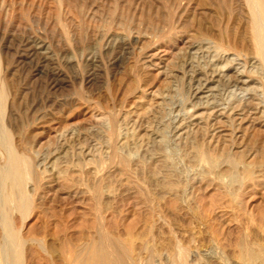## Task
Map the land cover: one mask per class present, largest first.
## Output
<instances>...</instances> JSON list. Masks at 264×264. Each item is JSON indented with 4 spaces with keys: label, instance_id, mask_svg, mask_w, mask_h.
I'll return each mask as SVG.
<instances>
[{
    "label": "rangeland",
    "instance_id": "374dc122",
    "mask_svg": "<svg viewBox=\"0 0 264 264\" xmlns=\"http://www.w3.org/2000/svg\"><path fill=\"white\" fill-rule=\"evenodd\" d=\"M256 23L264 0H0V167L24 172L7 205L2 179L0 262L66 264L113 235L132 264H250L244 242L264 264ZM18 43L42 44V72Z\"/></svg>",
    "mask_w": 264,
    "mask_h": 264
},
{
    "label": "bare ground",
    "instance_id": "6f19581e",
    "mask_svg": "<svg viewBox=\"0 0 264 264\" xmlns=\"http://www.w3.org/2000/svg\"><path fill=\"white\" fill-rule=\"evenodd\" d=\"M17 1V0H16ZM25 2V1H22ZM21 2V3H22ZM6 3V2H5ZM19 4V3H18ZM24 4V3H23ZM22 5V4H21ZM24 8V7H23ZM18 9V8H17ZM16 9V10H17ZM21 10V9H20ZM18 11V10H17ZM23 11V10H21ZM2 12V11H1ZM12 12V11H11ZM15 14V13H14ZM13 14V15H14ZM24 14V13H23ZM12 15V13L10 14ZM15 16V15H14ZM258 16V14H257ZM259 17V16H258ZM24 18V17H23ZM11 19V16L10 18ZM15 21V20H14ZM11 23V22H10ZM263 23V22H262ZM8 24V23H7ZM7 27V26H6ZM17 27V26H16ZM15 27V28H16ZM1 29V28H0ZM3 29V28H2ZM103 29V28H102ZM155 31V30H154ZM253 31L255 33V39L257 40V45L258 48L260 49L261 57L264 60V29H262V26L259 23H256L254 25ZM9 32H3V37H2V42L4 43V50L5 54H13L14 50V45H16V37L14 34H11ZM13 33V31H12ZM18 35V31H17ZM19 36V35H18ZM43 37V36H42ZM20 38V37H19ZM25 42V41H24ZM33 44V43H32ZM24 46L26 47L25 44H19L15 48V53L18 55L16 56L17 59V64L23 67L26 65L29 61L34 58H38L41 60V65H37V71L42 72L44 65L43 63L48 61V56L42 52H40V49L42 48V44L36 45L35 47H27L24 50V53L19 55L18 53L20 52L18 48H21ZM46 46V45H45ZM44 47V46H43ZM18 50V51H17ZM46 50V49H45ZM150 52V51H149ZM156 53H153L151 57H155ZM148 55V54H147ZM50 57V56H49ZM37 59V60H38ZM52 59V58H51ZM51 61V60H50ZM30 63V62H29ZM14 64V63H13ZM16 64V63H15ZM14 64V65H15ZM46 64V63H45ZM49 64V63H48ZM13 65V66H14ZM11 67V66H10ZM19 67V66H18ZM27 67V66H26ZM52 67V66H51ZM9 68V67H8ZM17 68V67H16ZM24 69V68H23ZM52 69V68H51ZM56 69V68H55ZM9 70V69H8ZM36 71V70H35ZM48 71V70H47ZM26 72V71H25ZM46 72V71H45ZM54 72V71H53ZM61 72V71H60ZM50 73V71H49ZM48 73V74H49ZM55 74V73H54ZM52 76V75H51ZM57 77V76H55ZM58 78V77H57ZM51 79V78H50ZM236 80V79H235ZM12 81V80H11ZM237 81H241L238 80ZM236 82V81H235ZM244 84L249 82L248 80L242 81ZM58 83V82H57ZM237 83V82H236ZM239 83V82H238ZM238 83L236 85H238ZM59 84V83H58ZM249 84V83H248ZM51 85V84H50ZM61 85V84H60ZM11 86V85H10ZM23 86V85H22ZM59 87V86H58ZM21 88V86H20ZM27 89V88H25ZM2 89H0V97L2 95ZM26 91V90H25ZM21 92V91H20ZM22 93V92H21ZM14 94V93H13ZM21 95V94H19ZM200 95V94H199ZM3 99V97L1 98ZM253 100V99H252ZM3 101V100H2ZM24 101V100H23ZM1 102V101H0ZM20 102V101H19ZM14 99L9 100V109H10V115L13 116L12 111L14 107ZM19 106V105H18ZM8 110V109H7ZM22 111V110H21ZM9 116V117H11ZM15 116V115H14ZM234 117V116H233ZM18 118V117H17ZM12 119V118H11ZM14 121V119H13ZM222 123V122H221ZM20 125V124H19ZM201 126V125H200ZM243 127V126H242ZM23 128V127H22ZM22 131V130H21ZM225 133V132H224ZM2 134L1 126H0V136ZM18 137H20L23 140V135L20 134V132L17 133ZM4 137V136H3ZM20 142V141H19ZM157 142V141H156ZM200 142V141H199ZM249 143V142H248ZM195 145V144H194ZM20 148V147H19ZM200 148V147H199ZM197 149V148H196ZM29 150V145L26 142L22 143L21 151L27 152ZM197 153V152H196ZM220 154H218L219 156ZM215 155H210L205 151L200 152L199 154V160L201 163L209 166H214L219 162V157ZM167 158V157H166ZM126 159V158H125ZM9 163V162H8ZM21 163L22 161L18 157H14L11 160V163L7 165L6 167H0V190L2 186V182L4 179H9L12 184L11 186V192H9V196L6 202L7 203H12L13 200L16 197V189L18 184L20 183L22 177H23V171L21 168ZM245 164V163H244ZM5 165V164H4ZM3 165V166H4ZM96 165V164H95ZM42 172L41 170H35L33 173V182H32V191H35L41 180H42ZM27 173V172H26ZM25 177V176H24ZM26 178V177H25ZM3 179V180H2ZM231 183V181H230ZM4 185V184H3ZM169 185V184H168ZM172 185V184H171ZM170 185V186H171ZM91 187V186H90ZM3 191V189H2ZM0 191V192H2ZM1 195V194H0ZM1 197V196H0ZM3 200V199H2ZM1 201V200H0ZM2 202V201H1ZM1 204V203H0ZM10 205V204H9ZM1 206V205H0ZM57 236V235H56ZM92 241V240H91ZM127 242V240H126ZM124 240H121L119 238L114 237L113 235H109L108 239L101 240V241H93L87 246L85 245L84 247H74L73 249H68L66 247V250L63 252V260H65L67 263L66 264H132L131 262V257H130V248L128 246V242L126 243ZM241 249H242V256L246 260V262H249L250 264L258 261L259 259V252L256 248L252 247L251 244L248 245L247 243H241L240 244ZM134 258V257H132ZM3 261V260H2ZM0 262V264H4L3 262ZM6 264V263H5ZM134 264V263H133Z\"/></svg>",
    "mask_w": 264,
    "mask_h": 264
}]
</instances>
